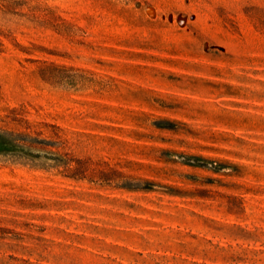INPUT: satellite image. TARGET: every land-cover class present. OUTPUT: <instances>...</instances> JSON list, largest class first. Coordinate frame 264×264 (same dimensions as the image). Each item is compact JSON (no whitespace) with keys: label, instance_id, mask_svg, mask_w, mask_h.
Instances as JSON below:
<instances>
[{"label":"rangeland","instance_id":"obj_1","mask_svg":"<svg viewBox=\"0 0 264 264\" xmlns=\"http://www.w3.org/2000/svg\"><path fill=\"white\" fill-rule=\"evenodd\" d=\"M0 4V264H264V0Z\"/></svg>","mask_w":264,"mask_h":264},{"label":"trees","instance_id":"obj_2","mask_svg":"<svg viewBox=\"0 0 264 264\" xmlns=\"http://www.w3.org/2000/svg\"><path fill=\"white\" fill-rule=\"evenodd\" d=\"M0 8H6V6L4 4H0ZM2 111L3 113L0 114V134L2 133L4 135V133H6L10 134L9 136H46L52 139L60 137V130L59 126L57 125L41 123V121L38 120L31 121L30 119L26 118V114H24L23 110L21 109L4 108ZM46 127H53L57 131H45L44 129Z\"/></svg>","mask_w":264,"mask_h":264}]
</instances>
